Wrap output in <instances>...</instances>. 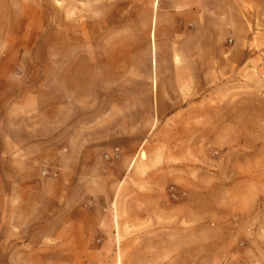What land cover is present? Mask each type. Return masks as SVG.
<instances>
[{
	"label": "crops",
	"instance_id": "0c3cea01",
	"mask_svg": "<svg viewBox=\"0 0 264 264\" xmlns=\"http://www.w3.org/2000/svg\"><path fill=\"white\" fill-rule=\"evenodd\" d=\"M66 4L0 0V264L113 260L108 246L90 239L98 210L86 221L81 202L88 198L91 208L110 194L104 153L121 150L111 146L114 134H97L87 121L82 128L76 114L77 88L65 73L80 71L82 54L62 47L71 17L74 42L88 24L90 71L150 73L154 89L177 81L171 74L234 73L251 58L241 0H73L71 14ZM32 202L44 208L41 223L23 208Z\"/></svg>",
	"mask_w": 264,
	"mask_h": 264
},
{
	"label": "rangeland",
	"instance_id": "374dc122",
	"mask_svg": "<svg viewBox=\"0 0 264 264\" xmlns=\"http://www.w3.org/2000/svg\"><path fill=\"white\" fill-rule=\"evenodd\" d=\"M241 11L254 38L239 70L171 74L177 81L158 89L150 73L90 71L88 24L74 42L67 21L62 47L82 54L80 71L65 73L81 127L114 134L121 150L104 153L110 194L81 202L86 221L99 212L90 239L109 247L111 264H264V0H241Z\"/></svg>",
	"mask_w": 264,
	"mask_h": 264
},
{
	"label": "built area",
	"instance_id": "2783aa9c",
	"mask_svg": "<svg viewBox=\"0 0 264 264\" xmlns=\"http://www.w3.org/2000/svg\"><path fill=\"white\" fill-rule=\"evenodd\" d=\"M117 156V155H116ZM45 173V172H44Z\"/></svg>",
	"mask_w": 264,
	"mask_h": 264
}]
</instances>
